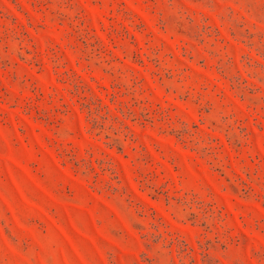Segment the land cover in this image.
I'll return each mask as SVG.
<instances>
[{
	"label": "rangeland",
	"instance_id": "374dc122",
	"mask_svg": "<svg viewBox=\"0 0 264 264\" xmlns=\"http://www.w3.org/2000/svg\"><path fill=\"white\" fill-rule=\"evenodd\" d=\"M0 264H264V0H0Z\"/></svg>",
	"mask_w": 264,
	"mask_h": 264
}]
</instances>
